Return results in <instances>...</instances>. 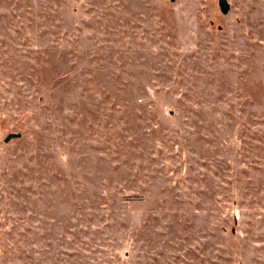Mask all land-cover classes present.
Returning a JSON list of instances; mask_svg holds the SVG:
<instances>
[{"label": "rangeland", "instance_id": "1", "mask_svg": "<svg viewBox=\"0 0 264 264\" xmlns=\"http://www.w3.org/2000/svg\"><path fill=\"white\" fill-rule=\"evenodd\" d=\"M0 0V264H264V0Z\"/></svg>", "mask_w": 264, "mask_h": 264}, {"label": "water", "instance_id": "2", "mask_svg": "<svg viewBox=\"0 0 264 264\" xmlns=\"http://www.w3.org/2000/svg\"><path fill=\"white\" fill-rule=\"evenodd\" d=\"M218 2H219L221 12L226 13L228 8H229L227 1L226 0H218Z\"/></svg>", "mask_w": 264, "mask_h": 264}]
</instances>
